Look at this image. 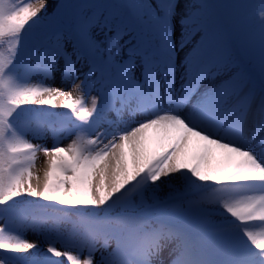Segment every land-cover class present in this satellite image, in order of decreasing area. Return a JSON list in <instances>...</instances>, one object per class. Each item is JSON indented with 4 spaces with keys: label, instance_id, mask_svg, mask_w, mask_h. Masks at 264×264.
I'll list each match as a JSON object with an SVG mask.
<instances>
[{
    "label": "snow or ice",
    "instance_id": "snow-or-ice-1",
    "mask_svg": "<svg viewBox=\"0 0 264 264\" xmlns=\"http://www.w3.org/2000/svg\"><path fill=\"white\" fill-rule=\"evenodd\" d=\"M0 264H264V0H0Z\"/></svg>",
    "mask_w": 264,
    "mask_h": 264
},
{
    "label": "rangeland",
    "instance_id": "rangeland-1",
    "mask_svg": "<svg viewBox=\"0 0 264 264\" xmlns=\"http://www.w3.org/2000/svg\"><path fill=\"white\" fill-rule=\"evenodd\" d=\"M30 2H34V0H30ZM51 82V81H49ZM56 111H63V109H56ZM51 138V135L49 134V139ZM151 150L155 151L157 150V144L153 142L151 144ZM196 154V150H194V155ZM43 160V156L41 155L39 160L37 161V164H41ZM35 207H27L23 206L22 211L20 216L18 217V221L22 222L25 220H39L41 222H49V221H56V214H50V213H40V215H31L30 214V209H33ZM28 235H31V233H28ZM97 257L99 256V253L96 254Z\"/></svg>",
    "mask_w": 264,
    "mask_h": 264
},
{
    "label": "trees",
    "instance_id": "trees-1",
    "mask_svg": "<svg viewBox=\"0 0 264 264\" xmlns=\"http://www.w3.org/2000/svg\"><path fill=\"white\" fill-rule=\"evenodd\" d=\"M21 212H23L22 211V209H21ZM30 214L32 215H40V213H50V214H55V213H53V211L51 210V209H49V210H44V209H37V208H33V209H30Z\"/></svg>",
    "mask_w": 264,
    "mask_h": 264
},
{
    "label": "bare ground",
    "instance_id": "bare-ground-1",
    "mask_svg": "<svg viewBox=\"0 0 264 264\" xmlns=\"http://www.w3.org/2000/svg\"><path fill=\"white\" fill-rule=\"evenodd\" d=\"M40 166V164H37V167H39ZM41 175H42V173H41ZM33 183L35 184V179L33 180Z\"/></svg>",
    "mask_w": 264,
    "mask_h": 264
}]
</instances>
